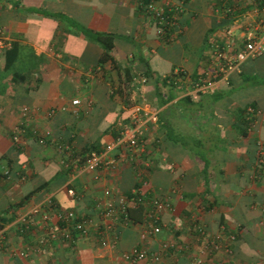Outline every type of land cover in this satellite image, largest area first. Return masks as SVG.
<instances>
[{"label":"crops","instance_id":"obj_1","mask_svg":"<svg viewBox=\"0 0 264 264\" xmlns=\"http://www.w3.org/2000/svg\"><path fill=\"white\" fill-rule=\"evenodd\" d=\"M147 1L0 0L6 40L0 48V264H127L120 255L137 243L140 219L117 226L116 244L104 247L91 235L39 243L45 227L38 216L25 225L18 221L32 206L49 201L55 210L89 217L90 234L95 233L100 222L95 204L106 201L102 191L126 192L135 182L136 166L128 161L88 171L58 150L63 143L72 152L93 144L112 155L111 143L103 146L100 136L130 115L114 92L116 70L108 62L98 65L101 48L70 22L116 35L111 54L120 70L144 76L149 67L152 75L139 100L151 105L153 79L176 70L208 82L200 96L223 93L189 118L180 110L172 117L193 118L204 130L217 126L222 132L225 143L205 173L180 145L165 140L157 123L140 132L151 141L145 145L150 160L145 206L152 208L156 195L168 204L144 245L155 250L168 242L177 253L155 264H188L190 258L201 264H264V52L238 54L249 30L264 31L253 12L260 0H173L180 10L168 33L144 11ZM12 45L15 58L5 68L3 52ZM187 81L178 83L172 102L189 93ZM246 106L257 114L242 134L237 116ZM154 107L156 112L164 108ZM14 132L18 142L11 139ZM193 224L216 237V251L203 249L199 235L187 231Z\"/></svg>","mask_w":264,"mask_h":264},{"label":"built area","instance_id":"obj_2","mask_svg":"<svg viewBox=\"0 0 264 264\" xmlns=\"http://www.w3.org/2000/svg\"><path fill=\"white\" fill-rule=\"evenodd\" d=\"M179 3L173 0H148L143 4L144 11L152 18L155 26L162 32H170L174 28L176 20L178 19V12L180 10ZM259 15V22L264 25V5L259 6L253 11ZM3 31L0 28V48L5 45ZM264 52V31L256 34L254 31L249 30L244 35V43L241 52L245 57H255ZM226 69H230L227 65ZM145 78L140 74L135 76V81L139 84L144 83ZM208 86V82L203 79H199L191 83L189 93L191 99H196L199 93H203ZM78 101L76 99L71 100V105H76ZM249 117H253L257 114L254 108L247 107L245 109ZM157 119V112L153 110L146 102L135 103L130 108L129 125L125 127L119 138L108 146V150H115L112 155H105V153L90 152L85 159L84 167L88 171H95L99 169H113L118 164L124 161L130 162L136 166V172L134 173L138 178L144 177L142 181V191L136 196L126 197L121 192L113 193L109 189H104L102 194L106 196L107 201L97 205L99 207L100 222L97 225L93 238L97 239L100 246L115 245L117 242V234L115 232V226L119 222V225H134L131 219L127 216V209L137 203L145 205L144 198L149 190L147 180L145 178L149 172L150 160L146 157V149L143 136H140V132L146 124H155ZM11 139L13 142L19 141V136L15 132L12 133ZM140 163V166H137ZM171 170L173 166L170 165ZM134 189H132V192ZM67 194L70 197L74 196V193L69 190ZM167 201L164 197L156 195L154 205L152 208L146 205L144 209V219L139 224L140 227L137 232V243L130 247L127 251L121 253V259L127 264H133L141 262L142 264H155L168 254L170 248L173 246L168 242H161L155 250H150L144 245V242L150 238V234L159 228L160 217L159 212L163 207H167ZM38 216L39 220L44 225L45 235L39 239V243L55 242L60 240L61 242L70 240L74 235L77 237L90 236V229L92 227V221L90 218L81 216L75 217L72 212L55 210L49 201H45L28 209L18 216V221L24 225L30 220L32 216ZM121 219V220H120ZM189 233L193 232L198 234L203 241V249L210 247L212 251L218 249V242L216 237L206 232L203 227L197 225H191L187 227ZM106 233L110 234V239L105 236ZM232 239V238H230ZM176 258V257H175ZM188 264H201V259L190 258Z\"/></svg>","mask_w":264,"mask_h":264},{"label":"trees","instance_id":"obj_3","mask_svg":"<svg viewBox=\"0 0 264 264\" xmlns=\"http://www.w3.org/2000/svg\"><path fill=\"white\" fill-rule=\"evenodd\" d=\"M264 0H260L258 3V6L263 5ZM145 4V3H144ZM70 25L75 28L76 32L79 33L83 38L89 40L90 42H93L97 44L101 48V54L98 57L97 63L98 65H102L105 62H108L110 64V67L116 70L117 73V84L114 88V92L117 94V96L120 99V102L124 107L127 109H130L135 103H141L142 99L139 100L140 94L142 93L141 88L151 77V72L149 71V67L146 66V70L144 71L145 78L143 84H139L135 81V76L139 73H136L135 75H130L128 73L127 68H124L123 70H120L119 66L114 61L111 51L114 46V39L116 35L108 32H99L90 28H86L82 25H79L75 22H70ZM4 67H8L9 64L12 63L13 59L15 58V46L12 45L10 48L4 50ZM185 78L188 79L187 87L190 88V85L192 82L197 81L198 78L195 76H186V74L183 71L176 70L175 72H170L163 76H158L154 80V97L152 104L150 107L155 108V103L157 107H162L160 111L157 112V119L156 123L162 130L164 131V138L165 140L175 144L180 145L184 150H186L190 157L197 160L202 167V172L205 173L207 168L209 167L210 161L213 159V153L215 150H217L220 146H223L225 141L223 139L222 132L219 130L217 126L211 127L210 131L204 130L202 125H198V123L195 125L194 122L189 124L190 128L187 129H178L176 126L171 123V118L176 115V112L180 110V113L187 118L189 116L193 115L196 111H199L201 107L203 106V102H214L217 101L220 97H222L223 93H212V94H205V95H198V98L191 99L190 95H184L178 99H176L174 102L172 100L174 99V91L176 86L179 82L183 81ZM250 80L254 81L255 78H249ZM161 88H164L162 90ZM164 91V92H163ZM113 92V89L111 90ZM113 92V93H114ZM131 95H133V98H131ZM137 96V97H136ZM248 106L244 107L243 110H239L238 112V123L241 125V133L245 134L247 129L250 127L251 122L253 120V117H249V115L246 117L247 113L245 109ZM251 108H254L252 106H249ZM156 110V109H155ZM255 110V108H254ZM130 112V111H129ZM245 112V115L242 116V113ZM129 113L125 115L120 121L119 119H116L109 128H107L106 132L102 133V136H100V139L103 141V146H107L110 143L115 142L119 136L121 131L127 127L129 123ZM120 125L118 130H114V128ZM198 125V126H197ZM109 135V136H108ZM218 136H222L220 139ZM149 137V136H148ZM148 137L143 136L142 140H144V143L146 144L148 140ZM153 143L155 141H152ZM146 149V146H145ZM58 150H61L64 153H68V158H73L72 164H82L85 162L86 156L90 152L99 153L101 149L95 148L93 144L86 146L82 148L80 151L72 152L71 146L69 144L63 143L59 145ZM147 157V152L145 153ZM137 166H140V163H138ZM264 168H262V171ZM136 172L137 170L134 169ZM134 172V173H135ZM144 180V177L139 176V178L134 174V185L133 187L126 191L121 192L124 194V196L129 197L133 196L136 197L140 191H142V181ZM147 178H145L146 181ZM132 189L134 191L132 192ZM103 198L106 199V196L102 194ZM145 201V200H144ZM102 202V201H101ZM100 201L96 202V206L99 204L101 205ZM98 205V206H99ZM97 206V207H98ZM145 205L142 204H135L133 206H130L127 209V216L131 219V221L134 223L135 221L142 222L144 219V209ZM99 208V207H98ZM75 217H81L84 215H75V213H72ZM89 218V217H88ZM121 220V219H120ZM120 223L118 222L117 225L114 227L115 229ZM97 229V228H96ZM96 231V230H95ZM116 232V231H115ZM94 232H92L90 235L92 237ZM117 234V232H116ZM77 236V235H76ZM75 235L71 238L73 239ZM84 237H88L84 236ZM70 239V240H71ZM174 251L168 252V255H172L173 257H177L176 254H172ZM166 255V256H168Z\"/></svg>","mask_w":264,"mask_h":264},{"label":"rangeland","instance_id":"obj_4","mask_svg":"<svg viewBox=\"0 0 264 264\" xmlns=\"http://www.w3.org/2000/svg\"><path fill=\"white\" fill-rule=\"evenodd\" d=\"M146 100V99H145ZM141 101V103L142 102H146V103H148V101L146 100V101ZM149 105H150V103H148ZM172 122L175 124V126L177 127V128H179V129H187V128H190V126H189V124H191L192 122H194V124H196V120H194L193 118H192V120H183V119H181V118H179V119H177V118H172ZM211 130V129H210ZM222 136H218V138L220 139ZM153 141H155V140H153ZM156 142V141H155Z\"/></svg>","mask_w":264,"mask_h":264}]
</instances>
